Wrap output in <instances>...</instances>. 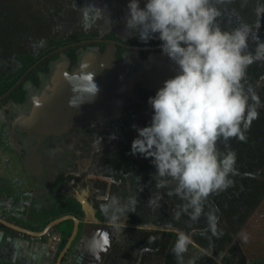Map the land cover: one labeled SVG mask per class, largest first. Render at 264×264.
Instances as JSON below:
<instances>
[{
    "label": "flooded vegetation",
    "instance_id": "obj_1",
    "mask_svg": "<svg viewBox=\"0 0 264 264\" xmlns=\"http://www.w3.org/2000/svg\"><path fill=\"white\" fill-rule=\"evenodd\" d=\"M66 1L61 3L57 12L52 0H37L36 12L43 19L45 16L51 18L54 26L51 30L53 36H78V39L65 43L60 46L63 48L56 52L47 51L37 59L36 62L48 58L49 62L43 69L36 71V77L39 80L42 77L49 78L52 67L61 63L65 64L68 71L74 69L76 78L72 85L80 84L84 74L90 73L99 91L94 96H88L83 91L74 93L71 84L64 83L63 86L67 90L64 97L51 91L46 99L39 96L30 97L32 88L41 90L43 84L40 80L36 87L29 81L23 84L24 87H32L29 90L26 87L24 101L6 99L10 92L6 96H2L4 93L0 96V109H3L6 121L12 123L19 120L18 125L10 124L9 129L14 132L15 139L21 146V155L28 158L35 156L31 158L36 160V174L46 176L55 190V201L47 206V211H52V216L58 211L64 212L59 216L71 215V218L53 226L59 227L57 240L59 245L62 244L61 250L64 249L66 241L71 240L58 264H118L121 260L116 258L114 248L128 244L130 235H142L146 231L160 234L175 232L173 229L187 233L191 238V245L202 252V249L209 251V256L215 261L218 260L216 256H219L222 261L216 263L225 264L226 254L232 247V239L238 231L232 235L224 250L218 253L214 241L218 236L214 229L218 227L223 234L224 231H230L233 225L240 224L241 230L245 227L243 222L248 216L242 222H239V216L229 218L225 216L220 205L208 196L203 202L200 217L192 220L189 212L182 210L186 202L174 193L175 183L171 182L163 188L158 187L159 178L154 176L155 167L151 160L139 154H130L131 141L137 135L132 125L143 127L150 122L152 109L147 100L155 95L164 80L175 74L177 66L161 53L159 39L153 37L144 42L139 39L137 32L128 33L125 26L128 0ZM143 3L144 0H141V7ZM260 3H264V0H243L239 9L237 8L240 12L238 14H235V10L227 9L224 3L218 18L220 26L231 30L245 23L250 24L254 32L259 24L258 36L264 40V16L260 17L258 23L255 12ZM89 6L107 12L111 23L106 13L103 18L95 20L91 19V14L86 16ZM38 14L36 18L39 20ZM232 15L237 19L230 21ZM64 21L66 23L63 25ZM63 29L68 31L66 35L60 32ZM39 36L36 32L37 40L42 43L39 46L36 45L35 38L32 39L33 46H30L25 43L27 36L23 37L24 51L38 55L48 47V40L40 41ZM154 40L156 43L152 42ZM70 47H73V51H70ZM248 51H251L250 46ZM56 54L58 56L53 58ZM82 57L86 63L79 66ZM126 65L133 66V69L118 79L117 74L120 76ZM243 83L246 90L251 88L252 94L260 98L257 117H263L264 104L260 102L264 98V61H254L247 67ZM73 96L81 102L76 107H69L68 101ZM250 103L254 101L250 99ZM21 120H24V123H21ZM97 137L101 138V148L98 144L94 146ZM233 141L235 140L231 138L227 142L230 148ZM218 146L221 151H227L223 141H220ZM106 195L118 196L122 201L130 196L137 197L135 212H129L121 218L119 227L101 209L105 202L103 197ZM158 195L163 196L164 202ZM150 198L159 199V205L151 204ZM177 212L180 213L179 216L176 215ZM63 222H68L65 227ZM88 226H99L103 235L108 234L111 237L109 247L100 252V249L95 248L89 241L85 242L81 254H73L75 240ZM68 229L70 231L67 234ZM166 235L162 234L163 241L166 240ZM146 242L143 241L141 250L148 248ZM234 244L239 246L238 242ZM135 249L138 250L137 247ZM241 251L244 253L242 249ZM162 256L164 260L165 255ZM184 256L188 257L185 252ZM246 257L245 254L244 263ZM238 258L239 255L230 256L235 264ZM139 260L146 261L141 255Z\"/></svg>",
    "mask_w": 264,
    "mask_h": 264
},
{
    "label": "clouds",
    "instance_id": "obj_2",
    "mask_svg": "<svg viewBox=\"0 0 264 264\" xmlns=\"http://www.w3.org/2000/svg\"><path fill=\"white\" fill-rule=\"evenodd\" d=\"M140 3L128 0V33L137 32L144 42L159 39L161 53L177 70L148 98L150 122L143 127L132 125L137 135L130 154L151 160L158 187L175 183L174 193L186 202L182 210L195 221L209 194L226 190L233 183L231 177L238 174L237 154L227 142L231 138L245 141L258 116V98L251 88L245 89L243 81L247 67L264 59V40L248 24L223 29L218 22V5L223 0H144L143 7ZM255 12L264 16V3ZM105 13L111 23L102 9H86V16L91 14L93 20ZM250 37L257 42L254 54L248 51ZM71 86L74 93L83 91L88 96L99 91L90 73ZM76 96L69 99V107L81 102ZM220 141L227 151L220 150ZM96 144L101 148V138ZM103 199L102 211L118 227L121 218L135 212L136 196L123 201L114 195ZM150 203L158 206L159 199L150 198ZM190 243L187 233L177 232L173 252L181 257Z\"/></svg>",
    "mask_w": 264,
    "mask_h": 264
},
{
    "label": "trees",
    "instance_id": "obj_3",
    "mask_svg": "<svg viewBox=\"0 0 264 264\" xmlns=\"http://www.w3.org/2000/svg\"><path fill=\"white\" fill-rule=\"evenodd\" d=\"M26 1L30 4L24 5V1L22 0H15L13 4L9 3L10 0H0V96L9 90L26 70L33 65L37 59L41 58L44 53L50 50L55 51L65 43L78 39V36L72 38H62L57 37V35L53 36L51 33V30L54 28L53 24L52 26L50 25L48 30H45L48 25L45 26L36 17L34 20L30 18L32 17L30 14L33 12L30 5L33 6L35 13H38L36 12L34 0ZM32 1L33 3H31ZM52 1L54 3V0ZM242 2L243 0H225V2L223 0V3L218 5V7L221 9L222 5L225 3L227 9L235 10L237 11L235 14H238L239 5ZM19 4L21 8L17 7ZM54 8L58 12L60 6L58 8L54 6ZM233 15L229 18L230 21L237 19V17ZM47 19L49 18L45 16L44 20ZM29 30H36V32L40 34V41L45 39L49 42L47 44L48 47H45L38 55H35L33 52H26L23 49V34L26 35ZM152 42L156 43L155 40ZM70 48V51H73V47ZM56 56L58 55H54L53 58ZM48 62V58L41 60L35 69H32L26 74L22 83L12 90L6 99L14 98L15 100H19V102L24 101L27 89L23 84L29 81L33 83L35 87L39 85L40 80L36 77V71L43 69L44 65ZM260 103L264 104V98ZM251 124L252 126L246 132L247 138L245 141L241 142L233 138L235 141H233L231 148L237 154L236 168L238 169V174L231 177L233 181L232 185L226 190L213 192L209 195L213 198L214 203H218L224 210L225 216L232 219L235 216H239V222H242V220L256 208L264 196V115L260 118L257 117ZM63 213V211H58L52 218ZM257 221H259V219H256V222ZM251 222L249 224H251ZM260 223L264 226V222L260 221ZM239 225L240 224L237 226L233 225L230 231H224L223 234H221V230H219L218 227L214 229L218 236L214 240L219 250L218 253L224 250L225 245L230 241L232 235L239 230ZM69 231L68 229L66 233L68 234ZM158 234L160 233H149L146 231L145 234L143 233L142 235L136 233L130 235L129 238L131 240L127 242L128 244L114 248L116 258H119V261L121 260L118 264H145L146 262H148V264H154L153 261L157 264H217L212 257L196 249L191 244L187 246V250L185 251L188 257H185L184 253L181 257H178L173 252L177 233L170 231L166 233L162 232L160 235ZM162 234H167L165 241L162 240ZM143 241H147L146 246H148V248L141 250ZM205 246L209 249L206 244ZM136 247L138 250L135 249ZM233 251L236 253H233ZM249 251H247V253ZM163 254L165 255L164 260H162ZM214 254L217 255V253ZM139 255L143 256L146 261H140ZM231 255H239L236 263L244 264L245 253L241 251L237 244H233L227 252L225 264H235L232 261L233 259H230ZM250 264H264V262L260 260V258H255L250 261Z\"/></svg>",
    "mask_w": 264,
    "mask_h": 264
},
{
    "label": "crops",
    "instance_id": "obj_4",
    "mask_svg": "<svg viewBox=\"0 0 264 264\" xmlns=\"http://www.w3.org/2000/svg\"><path fill=\"white\" fill-rule=\"evenodd\" d=\"M20 147L15 141L5 158L8 170L0 169V217L13 224L0 220V264H58L71 240L61 250L59 227L48 224L55 218L46 209L55 201V190L46 176L36 174L35 156L21 155Z\"/></svg>",
    "mask_w": 264,
    "mask_h": 264
},
{
    "label": "rangeland",
    "instance_id": "obj_5",
    "mask_svg": "<svg viewBox=\"0 0 264 264\" xmlns=\"http://www.w3.org/2000/svg\"><path fill=\"white\" fill-rule=\"evenodd\" d=\"M13 1H15V0H10L9 3L13 4ZM22 1H24V5L30 4L26 0H22ZM63 1H65V0H54V3L52 5L58 8L61 5V3H63ZM31 3H33V1ZM34 4H35V6H37V0H34ZM30 6H31L32 11H33L30 14L32 16L30 18H32L34 20L36 17V13H35V10H33V6L32 5H30ZM17 7L21 8L20 4L17 5ZM38 18L45 26L48 25V26H46V28H48V29L50 28V25L52 26V24H53L50 21V18L47 20H44L43 18H41V16L39 14H38ZM239 18H242V17H239ZM259 19H260V17L257 18L258 23L260 21ZM70 22H71V19H70ZM65 23H66V21H64L63 25ZM243 24H245V23H243ZM243 24H240V25H243ZM248 25L251 26L250 24H248ZM60 32L63 35H66L68 33V31H66L65 29H63ZM259 33H260L259 29H256L253 32L254 35H258ZM23 36H24V34H23ZM25 36H27V39H25V43L26 44L28 43V45H30V46H33V44H32L33 38L36 39V45L39 46V44H42L39 42V40H37L35 30H29ZM25 36H24V38H25ZM250 41H251V43L249 45L250 50L254 54L257 42L252 37L250 38ZM150 60H151V58H150ZM262 61H264V59L256 60L255 62L261 63ZM84 63H86V61L83 60V57H82L79 61V64H80L79 66H83ZM64 65L65 64H61V63L55 64V66L52 67V69L50 71V74H51L50 77L49 78L48 77H42V79H40V80H42V84H43V86L41 87V90L37 91L36 89L32 88L29 85H28V87L26 86L28 88V90L32 88V91H30V93L32 92L30 97L39 96V97H41V99H46L48 97L47 95H49V91H51V93H53L55 95H60V96L64 97L66 95V91H67V90H65V88L63 86L64 83L70 84L76 78V74L73 71L74 69L72 71H68L67 69H65ZM172 65L173 64H171V66ZM132 69H133V66H127L126 65V67L123 68L121 75L119 76V74H117L118 79H121L123 76H125V74H127ZM121 70H122V68H121ZM24 78L25 77H23V80H24ZM119 82L121 83L122 81H119ZM51 88H52V90H50ZM111 109H113V108H111ZM111 116H113V115H111ZM18 121L8 123L5 119V116L3 115V109H0V149H2L0 153L2 155H4V157H2L0 155V161L2 162V166L0 167L1 171H6V168L8 170V167H6L7 166L6 162L8 160L5 161V158L7 156L8 151L13 147V145L16 141L14 132L11 129H9V128H11L10 124L12 126H16V125H18ZM21 123H24V120H21ZM13 151L15 152V150H13ZM10 161H11V159H10ZM5 164H6V166H5ZM14 182H15V180H14ZM14 187H15V185H14ZM158 197L163 199V196L158 195ZM163 202H164V199H163ZM256 219H259V221L256 222ZM252 220H254V221L251 222ZM260 221L264 222V198L260 201L257 208L255 210H253L248 215V217L243 222L245 227H242L241 230H238V232L234 235V239H232V242H231V245L238 242L240 249H242L244 251V253L246 254V256H247L246 257V263H244V264H250V261L255 259V258H258V259L260 258V260H262L264 262V226L261 225ZM250 222H251V224H249ZM66 223H68V222L62 223L63 227H65ZM247 227H249V228H247ZM174 230H176L175 232H177L178 230L180 231V229H178V230L173 229V231ZM246 250L247 251L250 250V251L247 253ZM216 257L218 258V260L216 261L217 263L219 261H222V259L219 256H216ZM154 264H157V263L154 262Z\"/></svg>",
    "mask_w": 264,
    "mask_h": 264
},
{
    "label": "water",
    "instance_id": "obj_6",
    "mask_svg": "<svg viewBox=\"0 0 264 264\" xmlns=\"http://www.w3.org/2000/svg\"><path fill=\"white\" fill-rule=\"evenodd\" d=\"M65 47H67V46H65ZM62 48L63 47H59L54 52L61 50ZM39 62H40V60L35 62L33 65H31L26 70V72L14 83V85L8 91H6V93H4L2 96H6L9 92L14 90L19 85V83L23 80V77H25V75L28 72H30L33 68H35L36 64H38ZM68 218H71V215L59 216V217L49 221L48 224L50 225V227H53L55 224L65 220V219H68ZM0 220H1V222H3L7 226L13 225L9 221H7L5 218L0 217ZM14 226L19 227V226H16L15 224H14ZM75 232L76 231H74L73 235H75ZM39 233H40L39 231H36V234H39ZM89 241L91 242V244H94L95 248L100 249V252H103V251L107 250V248L109 247L110 242H111V237L108 236V234L103 235L99 226H88L87 228H85L81 232V234L78 236V239L75 240V243H74L73 249H72L73 254H78V255L81 254L82 248L85 246L84 245L85 242H89ZM92 247H93V245H92ZM202 250L204 251V253L211 255V253L208 252L207 250H204V249H202Z\"/></svg>",
    "mask_w": 264,
    "mask_h": 264
}]
</instances>
